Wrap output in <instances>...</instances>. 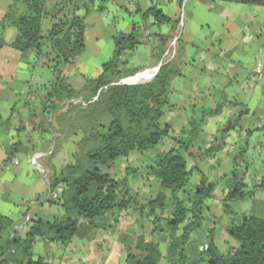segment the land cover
I'll return each mask as SVG.
<instances>
[{"label": "crops", "instance_id": "obj_1", "mask_svg": "<svg viewBox=\"0 0 264 264\" xmlns=\"http://www.w3.org/2000/svg\"><path fill=\"white\" fill-rule=\"evenodd\" d=\"M93 1L86 20L84 54L89 52V42L102 60L91 65L80 56L75 63L62 67L63 75L71 82L80 74L84 81L79 89L86 81L84 69L90 65L96 69L98 65L101 70L114 54V36L131 33L135 25L143 44L126 55V69H140L135 75L141 78L137 84L153 81L160 67L169 62L179 72L172 81L174 107L164 116V122L172 126L171 140L152 149L154 153L148 157L133 153L109 170L117 181L126 179L127 169L140 170L127 178L124 191H129L141 203L159 193L160 186L151 171L147 174L142 171L160 152L174 147L175 140H188L193 120L197 123L204 120L195 142L201 149H208L219 139L229 120H238L225 147L201 164L208 181L216 184V197L206 202L205 224L192 236L189 251L190 260H197L210 245L209 234L214 229L215 244L219 250L224 246L222 253H227L230 247H236V241L226 233L232 218L225 214L223 206L234 167L238 179H244L247 184V191L264 178V7L209 0ZM14 2L0 0V22ZM55 2L50 0L49 4ZM101 5L105 6L103 12L97 10ZM152 7L176 22V30L170 24L157 26L153 19L144 18V13ZM95 16L107 19V36L91 21ZM46 22L52 23L51 19ZM17 34L14 28L2 30L0 26V43H6L0 47V213L15 221V230L23 233L30 218L52 221L61 216L60 206L50 202L57 200L59 194H52L49 186V177L59 173L61 165H56L50 157L58 135L51 133L48 125L56 124L55 117L46 115L48 106H44V89L55 79L52 63L45 57L39 60L36 52L23 54L8 46ZM177 36L176 55L172 58L167 53ZM165 37L171 40L162 41ZM76 66L77 70L71 72L70 68ZM97 72L89 79L96 77ZM222 103L225 104L222 113L210 116ZM67 145L63 143L61 147ZM38 154L43 156L38 159L39 165H34L32 160ZM201 176L193 175L188 193L197 187ZM139 207L135 203L127 212L109 215L106 228L92 230L93 237H75L68 246L39 240L32 250L33 259H42L46 264H126L136 236L144 235L147 242L153 240L150 214L137 210ZM231 207L240 218L263 216L264 190L257 192L254 199L231 203ZM161 225L163 228L166 224ZM160 250L163 255L160 264H166V242L160 243Z\"/></svg>", "mask_w": 264, "mask_h": 264}, {"label": "trees", "instance_id": "obj_2", "mask_svg": "<svg viewBox=\"0 0 264 264\" xmlns=\"http://www.w3.org/2000/svg\"><path fill=\"white\" fill-rule=\"evenodd\" d=\"M49 1L15 0L0 26L2 30L14 28L18 33L8 46L23 54L36 52L39 60L45 57L54 64L55 79L44 89V106H48L45 114L53 115L56 122L48 126L52 134L58 135L50 157L54 160L56 153L64 149L62 144L68 143L77 149L72 151L76 162L49 177L50 191L59 194L57 200L50 202L60 206L61 216L52 221L30 218L26 230L20 233L15 230L16 222L0 213V264H46L42 259H33L32 250L39 240L68 246L75 237H93L92 230L107 227L109 215L127 212L135 203L140 205L137 210L150 214L153 240L147 242L144 235L136 236L135 247L129 251L126 264H160L163 258L161 242L167 243L166 264H264V215L240 218L231 207L233 202L254 199L257 192L264 190V178L247 191V184L244 179H238L235 167L223 206L225 214L232 218L226 233L239 246L222 253L215 244L217 235L212 229L208 248L197 260L191 261L189 256L192 236L205 224L206 202L216 197V184L208 181L201 164L225 147L238 120H229L219 139L208 149L195 145L204 120L199 123L193 120L188 140H175L174 147L153 159L154 165L149 168L160 191L154 198L139 202L124 188L127 178L140 170L127 169V177L122 181L115 180L109 170L133 153H145L171 140L172 126L164 122V116L174 107L172 81L179 72L169 62L160 67L149 83L118 84L140 72V69H126V55L143 44L135 25L131 33L114 36L112 58L101 66L98 76L86 80L77 90L63 75L62 67L75 63L86 51V20L94 1L56 0L52 5ZM209 1L264 7V0ZM97 10L103 12L105 6ZM143 17L153 19L157 26L170 24L173 31L176 30V22L156 7L147 10ZM47 19L52 23L45 34L44 21ZM170 40L171 37L162 39L167 43ZM5 44L0 43V47ZM100 91L98 101L90 103L86 109L67 107V102L77 98L90 102ZM224 105L220 104L210 116L220 115ZM196 173L202 175L200 183L188 193L187 187ZM162 223L166 224L163 228Z\"/></svg>", "mask_w": 264, "mask_h": 264}, {"label": "rangeland", "instance_id": "obj_3", "mask_svg": "<svg viewBox=\"0 0 264 264\" xmlns=\"http://www.w3.org/2000/svg\"><path fill=\"white\" fill-rule=\"evenodd\" d=\"M97 16L91 18V21H94L98 27V30H100V32L102 31L104 34H106V36L108 35L109 33V23L107 22V19H102L100 17L96 18ZM96 18V19H95ZM112 22H114V25H118V21L115 22L113 21L112 19ZM50 22H46V20L44 21V33L46 32L47 29L50 28ZM46 34V33H45ZM90 41V40H89ZM87 46H88V49H89V52L88 54H83L82 57L84 59H86V62H91V65L92 64H96L98 63V61H100L99 59L102 60V57L100 55H98V53L95 52V50L93 51V49H91V45L90 43L88 42L87 43ZM108 55V54H107ZM105 55V56H107ZM109 58V57H108ZM109 61V60H108ZM107 62V61H106ZM91 65L88 67V69H84V74H85V79L88 80L90 78V75H94V72H97V76L100 74V70H98V65H97V68L96 69H92ZM52 67L54 68V64H52ZM75 69L77 70V66L76 68L72 67L70 68V71L71 72H74ZM79 73H81V70H78ZM92 79V78H91ZM72 83H73V86L74 88L76 89H79L80 86H81V82H83L84 80H82V77L78 76V74L76 75V78L74 77L72 79ZM86 83V81H85ZM85 85V84H84ZM73 145L71 144H68L64 149L58 151L54 157V162L56 165H61V168L68 165V164H73L76 162V157L73 155V152H75L77 149L72 147ZM75 150V151H74ZM73 151V152H72ZM154 153V150H149L145 153H142L145 157H148L150 155H152ZM127 159H123L121 161H126ZM154 163H153V159L151 161H149V163L145 166L144 168V171L143 174H147L149 171H150V168H148L147 166H153ZM145 176V175H144ZM236 246H239V244L236 242ZM224 249L225 247L224 246H221V252H224ZM190 250H192V246L190 247ZM192 253V252H191ZM190 256V254H189Z\"/></svg>", "mask_w": 264, "mask_h": 264}, {"label": "built area", "instance_id": "obj_4", "mask_svg": "<svg viewBox=\"0 0 264 264\" xmlns=\"http://www.w3.org/2000/svg\"><path fill=\"white\" fill-rule=\"evenodd\" d=\"M178 40H179V37H175L171 44H170V50L169 52L167 53L169 57H175L176 55V46H177V43H178ZM144 74V73H143ZM135 77H138V76H134V77H128L126 79H122L118 84H122V85H135V84H129L127 83L128 80L130 79H133ZM100 94H101V91L95 96L93 97V99L90 101V102H86L84 101L82 98H77V99H73L71 100L70 102H67V107H76L78 109H86L90 103H93V102H96L98 101L99 97H100ZM43 155L41 154H38L36 155L33 160H32V163L34 165H39L38 163V159L42 158ZM15 164H18L17 162ZM29 219V217L27 218V220ZM208 247H205V249H207Z\"/></svg>", "mask_w": 264, "mask_h": 264}, {"label": "bare ground", "instance_id": "obj_5", "mask_svg": "<svg viewBox=\"0 0 264 264\" xmlns=\"http://www.w3.org/2000/svg\"><path fill=\"white\" fill-rule=\"evenodd\" d=\"M140 79L141 78H139V77H135L133 79L128 80L127 83H129V84H137Z\"/></svg>", "mask_w": 264, "mask_h": 264}]
</instances>
